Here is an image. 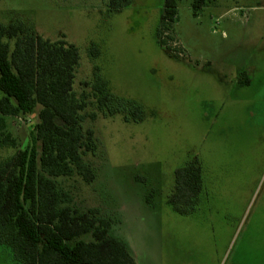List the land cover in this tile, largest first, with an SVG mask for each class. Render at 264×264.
Here are the masks:
<instances>
[{
  "label": "rangeland",
  "instance_id": "1",
  "mask_svg": "<svg viewBox=\"0 0 264 264\" xmlns=\"http://www.w3.org/2000/svg\"><path fill=\"white\" fill-rule=\"evenodd\" d=\"M192 1L178 2L161 40L164 0H0V24L78 49L72 89L85 94L80 125L97 148L83 159L95 177H54L62 206L96 208L136 264H264V0H208L196 12ZM94 76L142 119L103 115ZM39 108L5 117L0 162L27 143ZM195 157L202 188L179 213L166 202L173 172ZM0 264H16L3 244Z\"/></svg>",
  "mask_w": 264,
  "mask_h": 264
},
{
  "label": "trees",
  "instance_id": "2",
  "mask_svg": "<svg viewBox=\"0 0 264 264\" xmlns=\"http://www.w3.org/2000/svg\"><path fill=\"white\" fill-rule=\"evenodd\" d=\"M107 1L119 8L129 0ZM179 1L164 0L159 39L161 30L177 21ZM207 1L193 0V11ZM4 38L14 39L13 46ZM78 60L73 44L44 39L21 22L0 24V129L6 116L29 115L40 106L27 143L0 162V244L16 264H136L124 242L109 234L110 221L96 208L82 212L62 206L67 195L53 179L74 173L87 182L95 177L83 159L97 148L93 131L80 125L85 94L77 98L72 89ZM94 77L91 90L103 115L142 119L135 102L115 97L106 82ZM173 173L166 202L179 213L192 211L202 188L198 158ZM86 233L91 241L80 238Z\"/></svg>",
  "mask_w": 264,
  "mask_h": 264
}]
</instances>
